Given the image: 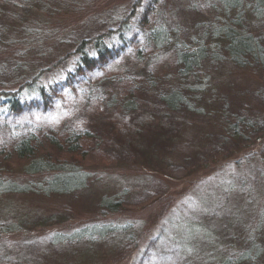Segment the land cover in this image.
<instances>
[{
  "label": "rangeland",
  "instance_id": "374dc122",
  "mask_svg": "<svg viewBox=\"0 0 264 264\" xmlns=\"http://www.w3.org/2000/svg\"><path fill=\"white\" fill-rule=\"evenodd\" d=\"M226 28L264 50V0H0V91L60 80L82 41L126 47L46 112L0 114V182L30 188L0 192V264H264V67L227 60ZM200 47L206 60L180 76L178 52ZM173 91L190 104L167 110ZM23 129L39 144L87 132L81 156L36 154L77 165L83 187L41 191L52 172L6 155Z\"/></svg>",
  "mask_w": 264,
  "mask_h": 264
},
{
  "label": "trees",
  "instance_id": "16d2710c",
  "mask_svg": "<svg viewBox=\"0 0 264 264\" xmlns=\"http://www.w3.org/2000/svg\"><path fill=\"white\" fill-rule=\"evenodd\" d=\"M149 33L151 34L149 37L152 39V42H154L157 46L163 45L162 42L166 41L168 38V33L162 28L151 30ZM138 35L139 34L135 32L133 37H137ZM223 36L226 41L225 50L227 53V60L229 62L237 66L244 67L250 64V57L255 64H260L264 67V50L259 39H257L254 35L237 33L233 29L226 28ZM119 39H121V36ZM86 43V41H82V43H80L77 48V53L79 55L78 59L72 64V66L65 68V75L60 80L55 81L48 86L43 84L35 86V84H37L36 82H26L24 86L21 85L15 90L0 91V114L2 113L6 116V118H9L20 116L24 113L30 114L32 111L46 112L52 105L51 97H53L57 91L60 92L64 91L63 89L66 88L77 87L78 82L82 81L81 79H85V77H89V75L93 73L98 72L103 74V71L107 70L108 67L120 57L122 50L126 48L123 42L120 45H106L99 37L92 45V48L94 49L93 53H90L85 47ZM204 50L205 48L200 47L192 51L181 50L178 52L177 62L178 64H181V70L179 71L180 76L186 77L191 74L193 75V73H195L194 71L201 67L202 61L206 60ZM199 91L202 92L204 89L199 88ZM130 93H132V90ZM130 93H126L125 95L130 96ZM159 99L163 104H165L166 109L169 111L176 110L178 107L182 106V104H185L186 107L190 104L187 102L188 97L186 98V95L179 91L162 94ZM137 102L138 99L133 96L132 99L123 101L122 107L128 109L134 107ZM16 127L18 128V124H16ZM23 127L27 128V125H23ZM36 133L37 132H35L34 129L22 132V134H19L20 138L17 142H15L13 147L8 150V153L5 150L4 152H6V155L9 154L10 156L12 152L18 159L29 158L31 161L25 166L26 173L29 175L52 172L50 178L48 180L45 179L47 181L45 186L40 188L44 193L63 194L83 187L86 180V174L83 171H80V168H77V165L75 166L70 162H67L68 159H63L64 157L53 159L51 158L52 155L37 156L36 154L40 149L47 146L51 149L59 151L63 155L76 153L81 156L83 155L82 151L85 149L83 143L84 139H87H83L81 137L85 134L89 137V134L87 132L77 133L73 138L68 137L64 140L55 136L47 138V135H44V142L39 144V137ZM41 134H43V132H41ZM28 191H30L29 185L19 186L13 183L3 184L0 182V192L2 193ZM103 203L108 208L116 202L104 200ZM117 207L118 206H115L114 204L113 209H116ZM102 229L104 228L102 227ZM78 234L79 232L73 237L78 236ZM164 252H167V250H163L161 253ZM246 254L248 253L246 252ZM241 258L242 257L240 256L236 260L225 258L215 264H239ZM157 261H163L165 264H169L168 259H158ZM171 264H175V262L172 261Z\"/></svg>",
  "mask_w": 264,
  "mask_h": 264
}]
</instances>
